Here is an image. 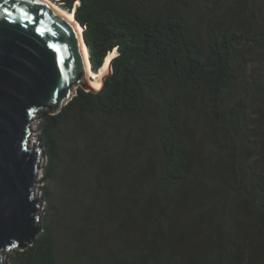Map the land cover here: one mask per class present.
I'll return each instance as SVG.
<instances>
[{"label": "trees", "instance_id": "1", "mask_svg": "<svg viewBox=\"0 0 264 264\" xmlns=\"http://www.w3.org/2000/svg\"><path fill=\"white\" fill-rule=\"evenodd\" d=\"M57 2L82 28L92 70L115 55L98 90L78 87L58 113L37 112L47 209L35 240L8 251L11 264H57L55 219L73 235L90 233L84 214L96 211L102 187L87 185L86 173L77 186L75 164L111 135L109 143L123 135L135 145L121 158L145 153L139 165L153 183L119 185L113 199L125 215L115 227L135 234L140 224L145 236L114 233L110 258L95 264H264V79L249 81L255 58L245 49L264 46L257 0ZM67 127L75 131L64 142ZM61 167L78 195L73 208L72 195L61 208L56 202Z\"/></svg>", "mask_w": 264, "mask_h": 264}, {"label": "water", "instance_id": "2", "mask_svg": "<svg viewBox=\"0 0 264 264\" xmlns=\"http://www.w3.org/2000/svg\"><path fill=\"white\" fill-rule=\"evenodd\" d=\"M83 63L79 39L48 5L0 0V264L4 252L25 248L41 232L34 187L44 154L28 146L31 120L39 110L58 113L75 86L92 90Z\"/></svg>", "mask_w": 264, "mask_h": 264}, {"label": "rangeland", "instance_id": "3", "mask_svg": "<svg viewBox=\"0 0 264 264\" xmlns=\"http://www.w3.org/2000/svg\"><path fill=\"white\" fill-rule=\"evenodd\" d=\"M59 4V3H58ZM253 9L256 13H260L264 11V0H257L255 5L253 6ZM197 17V16H196ZM203 23V21H201ZM201 26V25H200ZM202 28V27H201ZM262 30V27L260 28ZM264 29V28H263ZM264 31V30H262ZM247 53L251 55V57L255 58V63L250 64L249 68L247 69L246 76L249 78V81L256 80V82H260L264 79V46L259 47L258 45L250 46L246 45L245 47ZM246 53V54H247ZM112 56L115 55V51L111 53ZM257 59V60H256ZM108 73V70L106 69L102 76H100L99 81H103L104 76ZM88 78L87 75H85V82L86 86H89L88 84ZM74 88L73 94L76 93V88ZM90 87V86H89ZM91 88V87H90ZM93 90V89H92ZM30 124V134L28 136V146L33 147L37 144L39 146V142L37 139L38 136V114L35 113V116L32 118ZM77 129V128H76ZM82 129H79L77 131H81ZM73 131H75V128L72 127L66 128L63 131L62 140L67 137H71L73 135ZM76 131V132H77ZM75 133V132H74ZM114 136L111 135L110 140L113 139ZM106 142V145L103 144H94L90 146L87 150V159L85 160H79L77 164H75V174L77 176V186L80 185V181L83 178L84 174V180L87 185H91L95 187L97 184L98 186H101V188L97 189L98 198L101 199L100 202H97L96 211L93 213L86 212L84 214L86 223L89 224L90 233H80L73 235L71 233L70 228L64 223L61 219L57 220L55 219V223L53 226V251L54 255L57 261V264H95V259H101V260H108L109 253L108 248L110 246V239L112 237H115L116 233H119L120 236L123 238L131 237V235L135 237L136 236H142L143 238L145 236L144 234V227L143 225L140 226V224H135V234H130L129 231H125V229L122 230L121 227H115L117 219H122V217L125 215V212L122 211L120 206H115L116 200L113 199V194L117 191L119 185L122 187H130L134 191H137L142 188V185L152 186L153 179L151 176V171L144 172L143 171V165H139L140 158L142 155H145V153H142L141 155H135L132 159L130 157V161L132 162L129 168L125 169V163L129 164L128 157H120L121 152L125 151H132L135 148V145H131L128 142L125 141L123 135L118 138L117 141L109 143ZM39 144V145H38ZM149 145V143L147 144ZM108 149V154L105 153ZM118 150V151H117ZM42 151V150H41ZM43 152V151H42ZM105 156L108 159H105ZM45 162V156L42 155L40 159L39 164V171L36 176V183L34 187V197H36L37 200H40V205L38 207V214L40 217H43L45 210L47 209V205L43 201V197L40 195V188L43 184H45L43 180V167L42 165ZM111 162L113 166H115V169H106L105 163ZM59 179L57 180V184L55 187H53V190L57 192L60 199H57V205L59 208L63 206V204H66L67 197L73 201H70V206L73 208L74 201L77 200V196L73 195V189L66 188V182L64 180L63 176V168L61 167L59 169ZM105 186H111L112 190H108L104 188ZM77 192L79 196H83V192L81 191L80 187H76ZM106 191H104V189ZM87 194V193H86ZM119 192L117 193L118 197ZM114 200V202H113ZM60 202V204H58ZM68 203V202H67ZM111 223V224H110ZM121 231V232H120ZM114 235V236H113ZM111 236V237H110ZM138 239H134L131 243L133 246L131 248V252H136L135 244H138ZM129 240V238H127ZM147 240V239H146ZM120 241V240H118ZM123 243L122 245L126 244L127 241L122 240L120 241ZM108 253V254H107ZM74 256H72V255ZM6 258V259H5ZM2 261L6 264H11L9 252L6 251L1 256ZM128 262H132V258L128 257Z\"/></svg>", "mask_w": 264, "mask_h": 264}, {"label": "bare ground", "instance_id": "4", "mask_svg": "<svg viewBox=\"0 0 264 264\" xmlns=\"http://www.w3.org/2000/svg\"><path fill=\"white\" fill-rule=\"evenodd\" d=\"M40 2L48 5L54 12H56L64 21L65 23L72 29L74 34L79 39V44L82 51L83 56V64L85 69V74L88 78V84L93 90H98L101 86V83L99 81L100 76H102L103 72L107 69L108 63L110 59L113 57L111 53L107 55L105 58L102 67L97 70L93 71L90 68L89 62H88V53L85 45L82 43L81 34H82V28L76 24V22L73 19V16L70 12H67L60 4H58L57 0H39Z\"/></svg>", "mask_w": 264, "mask_h": 264}, {"label": "snow or ice", "instance_id": "5", "mask_svg": "<svg viewBox=\"0 0 264 264\" xmlns=\"http://www.w3.org/2000/svg\"><path fill=\"white\" fill-rule=\"evenodd\" d=\"M35 2H39V0H35ZM3 11H4L5 16L11 15V12L9 11V9L4 8ZM16 246H17L16 244H12V247H16Z\"/></svg>", "mask_w": 264, "mask_h": 264}]
</instances>
